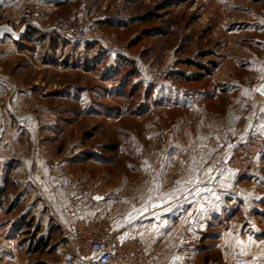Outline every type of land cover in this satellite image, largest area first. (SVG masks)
Here are the masks:
<instances>
[{"label": "rangeland", "instance_id": "374dc122", "mask_svg": "<svg viewBox=\"0 0 264 264\" xmlns=\"http://www.w3.org/2000/svg\"><path fill=\"white\" fill-rule=\"evenodd\" d=\"M55 5L51 19L40 17L32 24L36 34L19 41L27 50L13 45L0 53V264H51L61 249L35 251L29 238H55L57 222L93 218L106 205L137 227L130 237L157 264H173L169 258L264 264V154L256 172L217 181L227 155L264 129V121L255 123L264 83V0ZM59 22L83 28L86 39H69ZM148 68L175 75L154 87ZM193 74L203 79L190 81ZM184 93L213 95L204 100L214 114L208 138L201 131L209 129L206 116L177 126L188 116L174 107ZM179 130L199 135L198 151L174 149ZM176 157L198 165H171ZM191 171L200 191L216 186L226 197L222 222L200 230L192 245L184 223L163 230L159 216L164 197L180 195ZM145 227L161 228L160 237L149 239Z\"/></svg>", "mask_w": 264, "mask_h": 264}, {"label": "crops", "instance_id": "0c3cea01", "mask_svg": "<svg viewBox=\"0 0 264 264\" xmlns=\"http://www.w3.org/2000/svg\"><path fill=\"white\" fill-rule=\"evenodd\" d=\"M55 4H56V0H0V25L6 24L8 18L10 16H17L20 13V10L22 9V7H24V6H29V7L34 8L35 10H37L39 12L40 16L45 20V22H48V20L51 19V16L57 10L56 7H58V6H56ZM65 4H68V2H66ZM61 5H63V4H61ZM27 32L28 31H26L24 33V36L18 41H15L8 36H4V37L0 38V49H1L0 53H2L4 50L5 51L10 50V47H13V45H14V47H15V45H17V48H19L22 52L27 50L26 46H22L25 44H22L23 42H19V41H21L25 37L27 39H29L30 35L34 36L36 34L35 32H29V34ZM16 42H18V43H16ZM24 43H26V42H24ZM0 85L3 86L1 84V82H0ZM18 92H20V91L18 90ZM187 94L188 93H184V95L175 97L176 105L174 107L179 109V110H183L184 114H188V116H185L183 121L178 123L177 126L180 125V126H183L185 128L187 125L192 124L191 123L192 119H197L199 117L206 116L205 118L208 120L209 129L208 130H202L201 129V131L202 132L205 131L206 133L203 132V134H205L208 138L209 132L211 133V131L213 130V126H210L211 125V123H210L211 118H209V116L214 115V114H212V112L210 113L206 104L204 103V100H208L209 98L213 97V95H210V97H209V96H204V94H201V93L189 94V96ZM166 97H169V96L168 95L164 96V98H166ZM243 97H244V95H243ZM169 98H171V97H169ZM257 98L260 99L259 102H261V104H260L259 109H260V112H262L263 111L262 109L264 107L263 97H261L258 94ZM253 99H254L253 97L250 98L251 105L254 102ZM238 100H240V96L238 97ZM188 105L191 106V110L185 109ZM211 117H214V116H211ZM231 117H233V116H231ZM260 122H262V121H260ZM177 133H178V136L180 135V138H178V136H177V138H176L177 140L175 141V144L173 146L174 149L176 148V150H179V151H186L188 149H190L192 151H198L197 150L198 149L197 137L199 135H196V134L192 135V133H190L192 135L190 137V136H186L182 132H181V134L179 132H177ZM183 135L185 136V138ZM181 137H182V139H181ZM200 138L202 139V141L204 140L202 134H200ZM212 139H214V137ZM201 143L203 144V142H201ZM172 160H173V163H171V165L175 164L176 166H179V167L183 166V165L184 166L189 165L192 168L193 164H195L196 166L198 165L197 161H196L197 159H195V160H192V159L191 160H187V159L182 160L180 158V160H179V158L176 157V158H172ZM190 175H192L189 177L190 181L193 179L194 176H197L196 173H194V171H191ZM223 175L225 176V179L228 178V180H231V181H236V180L242 179V178H239L235 172L221 166L217 181L221 180L219 177L223 176ZM168 177L170 178L171 175H169ZM172 177L175 179L173 184H178L179 177L177 175H172ZM217 181H216V183H217ZM216 183H215V185H216ZM167 184H168V180L165 181L164 185L167 187ZM171 191H173V190H171ZM214 192L217 195L216 197L213 194ZM223 193H224V190H219L216 186H214V188L211 187V189H209V190L200 191L198 184L194 183V182L192 183V181H191V182H189V184H187L186 188H184V190L181 192L180 195L177 196V194L173 193L169 197H164V202L160 205V211L162 210L161 212L163 214L159 215L160 218H162V217L164 218L163 230H166V229L169 230V229L174 228L175 227L174 224L177 222L182 223V224L184 223L183 225H184L185 231L190 232V234L185 235L186 237L188 235H190L188 237L189 243L192 245L193 241L198 242V234H199L200 230L209 229V226L214 227V226H217L218 224H220L222 222L224 214H226V197L223 195ZM179 199H181L180 201H182L183 204L179 205V203H177V200H179ZM170 204H171V206H170L171 208H169V210L173 211L172 213H168V209H167ZM103 208H104V206L101 209H99L97 212H102ZM169 215H171V216H169ZM159 220L162 221V219H159ZM112 223L114 225V228L117 229L122 236L130 237V236H133L132 234H135V232H137V227L134 226L133 223H131L128 220V218H126V217L120 218V217L116 216V214H114L113 219H112ZM149 224L150 223H148V225ZM149 227H151V226H149ZM149 227H145L146 229H148L147 232H151L149 235L147 234L148 238L150 239L152 236L154 238H156V237L159 238L160 234H158L157 232L159 230H162V229L159 228V230H156V229L152 228V230H151V228H149ZM145 228H143V229H145ZM149 239L147 241V245L149 244ZM149 246H150V244H149ZM56 249H61V252L59 255L60 257L59 258H52L53 260L51 261V264H66L62 258L63 253H64V247L60 246V247H57ZM169 259L171 260V262H173V264L175 261L179 262L181 264H188L187 258H182L183 259L182 261L178 260V258H169Z\"/></svg>", "mask_w": 264, "mask_h": 264}, {"label": "built area", "instance_id": "2783aa9c", "mask_svg": "<svg viewBox=\"0 0 264 264\" xmlns=\"http://www.w3.org/2000/svg\"><path fill=\"white\" fill-rule=\"evenodd\" d=\"M40 14L32 7L24 6L17 16H10L6 22L14 31L24 23L39 24ZM72 40L86 39L83 28L56 24ZM48 27V25H46ZM154 87L163 85L169 75L168 70H145ZM264 121V110L256 121ZM264 152V129L251 131L223 160L222 167L237 174L239 178L257 170V158ZM113 207L104 206L93 218L79 219L72 224L57 222L63 241V261L66 264H157L147 253L144 244L137 237H125L112 225Z\"/></svg>", "mask_w": 264, "mask_h": 264}, {"label": "trees", "instance_id": "16d2710c", "mask_svg": "<svg viewBox=\"0 0 264 264\" xmlns=\"http://www.w3.org/2000/svg\"><path fill=\"white\" fill-rule=\"evenodd\" d=\"M151 17L147 16L146 19H150ZM27 27L30 28L31 32H34V26H32V24H29ZM205 69V68H202ZM174 72H169V76H174L175 74H173ZM203 79L202 75H198V74H193L190 77V81H193L195 83L200 82ZM115 146H112L111 150L114 151L115 150ZM263 153L259 154L258 158L263 155ZM243 178V177H242ZM28 224V223H27ZM54 229L56 230V236H54L55 238H51V237H43V236H39V237H35V234H33L30 238H29V243L31 244V246L33 247V250H45L47 249L48 246H52L54 247V249H56L57 247L63 246V241L60 237V232L58 230L57 225L55 224ZM53 232V231H52ZM206 238H208V234L204 233L203 236H201L200 240L204 241Z\"/></svg>", "mask_w": 264, "mask_h": 264}, {"label": "water", "instance_id": "95a60500", "mask_svg": "<svg viewBox=\"0 0 264 264\" xmlns=\"http://www.w3.org/2000/svg\"><path fill=\"white\" fill-rule=\"evenodd\" d=\"M25 30H26V24L21 26V28L18 31H14L7 24H2V25H0V38H2L4 36H8V37L12 38L13 40L18 41L24 36ZM257 93L261 97L264 98V83H261L258 86ZM94 199L97 200L96 197Z\"/></svg>", "mask_w": 264, "mask_h": 264}]
</instances>
